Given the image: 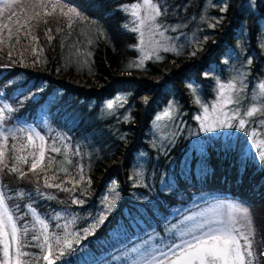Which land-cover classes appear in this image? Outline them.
I'll return each mask as SVG.
<instances>
[{
	"label": "trees",
	"instance_id": "obj_1",
	"mask_svg": "<svg viewBox=\"0 0 264 264\" xmlns=\"http://www.w3.org/2000/svg\"><path fill=\"white\" fill-rule=\"evenodd\" d=\"M45 2L75 9L82 18H73L69 27L59 11L45 15L51 9H41L38 0H18L15 11L20 13L21 25L36 12L41 16L21 29L18 43L15 17L9 22L11 41L7 30H2L0 91L14 110L5 112L4 127L29 125L45 136L49 147L55 142L61 152L47 153L56 160L49 176L54 172L56 179L51 182L62 183L71 191L43 188L41 173V190L56 199L18 197L21 191L34 193L36 177L29 173L19 179L6 169L0 172V186L13 196L10 206L20 205L18 215L23 216L28 211L26 205L32 204L49 220L50 231H63L56 224H64L65 219H52L56 213L68 219L70 231L81 233L101 214L106 215L94 232L57 264H115L111 258L125 246L139 237L163 232L169 208L189 206L194 195L204 191L221 193L248 210L255 228V264H264V162L255 147L250 148V122L246 130L235 126L209 134L197 130L193 119L197 109L188 88L193 84L208 95L211 67L224 72V60L237 47L242 60L251 61L243 73L248 85L264 76V0H157L163 13L157 18L161 23H184L201 11H206V17L197 24L195 42L184 53L147 61L140 68L134 66L137 39L131 31L130 13L124 11L125 5L138 0ZM225 7L227 11H222ZM29 27L31 33L25 35ZM117 93L127 95L126 121L115 118L112 110L100 109ZM169 100L175 101L176 118L183 121L178 124L173 119L168 126L167 120L169 139L162 147H151V120ZM20 142L9 138V158L13 155L11 145ZM142 154L145 166L138 177L133 162ZM8 163L11 166L13 161ZM23 170L27 172L28 166ZM106 196L109 200L115 197L110 211ZM72 217H76L74 225ZM29 219L31 214L25 218ZM26 250L40 253L34 247Z\"/></svg>",
	"mask_w": 264,
	"mask_h": 264
},
{
	"label": "snow or ice",
	"instance_id": "obj_2",
	"mask_svg": "<svg viewBox=\"0 0 264 264\" xmlns=\"http://www.w3.org/2000/svg\"><path fill=\"white\" fill-rule=\"evenodd\" d=\"M255 3V0H252ZM18 0H0V43L4 42L3 29L7 30V39L12 40L13 32L9 27V22L18 25L16 30V43L19 42L21 29L29 25L31 21H36L41 13L29 16L23 25L20 23L19 15L15 11ZM38 6L41 9H51V12H45V15H52L59 11L61 17L69 21V27L73 18L81 19V15L75 9L58 6L55 3H46L45 0H38ZM227 11V8L221 9ZM25 9H21L24 12ZM124 11L129 12L134 18L135 27L131 29L140 35V42L145 44V29L148 34V44H160V41L154 40L157 34L164 36L161 31L163 26L157 23V18L163 15L157 0H138L131 5H125ZM45 24L48 23L44 19ZM215 27V24L210 25ZM127 27V25H125ZM166 31V29H164ZM51 32V29L47 30ZM31 29L25 35H30ZM32 39H36L32 37ZM49 39H52L49 36ZM179 51L175 48H164V51ZM192 55H196L195 52ZM159 59V57H157ZM251 63V61H249ZM143 64V60L140 61ZM218 100L212 106L211 111L208 107H203L204 115L197 116L201 120L202 127L205 131H215L217 127L232 128L238 127L246 130L249 119L254 116L264 117V82L258 85V92L253 93L252 100L259 103H252L248 107H243L245 91L243 80L239 77H233L227 82H221L217 79ZM239 84V86H238ZM195 91V90H193ZM120 98H118L119 100ZM200 103L199 99L196 101ZM228 105H235L227 109ZM113 103L108 104L111 109ZM243 109V114L242 113ZM14 111L9 105L0 106V172L5 169L16 174L19 179H24L29 173L36 177V188L34 193L18 192V197L33 195L39 198L55 200V195L46 193L40 187V174L43 173V188H57L61 191H71L69 188L62 187V183H52L56 179L53 172L49 176L53 165L56 163L54 156L47 153H60L61 148L57 147L55 142L49 147L44 135L32 127L5 128L4 121L7 118L5 112ZM170 112L164 113V117H169ZM164 117H158L162 119ZM236 121V124H233ZM207 122V123H205ZM264 126V120H261ZM18 133H23V137H18ZM248 135L252 137L251 144L255 147L259 160L264 162V139L260 138L261 134L255 129L251 130ZM20 140L19 145L13 143L11 151L13 155L7 156L8 140ZM30 148L26 154L25 149ZM13 161L10 166L8 160ZM70 162V161H69ZM28 166V171L23 170V166ZM61 171L67 174V169L61 167ZM82 179V177H81ZM90 183V181H89ZM115 192V186L111 189ZM13 199L3 186H0V264H39L41 260L46 264H57L66 255H70L74 250V245L80 243L81 239L92 234L98 224L106 219V215L101 214L95 223L85 227L81 231H70L69 221L61 213H56L52 219L59 221L65 219L64 224H56V228L63 229L62 232L50 231V222L42 217L32 204H27V212L23 216L18 215L20 205L10 206L9 201ZM74 203L82 204V200H75ZM104 202L110 211L114 207L115 197L109 200L104 197ZM31 214V219L25 220ZM185 221H193L189 227L168 230V238L160 237V243H156L158 233L149 235L148 239L131 247H126L120 256L114 257L116 260H124L125 264H255L256 255L253 249L255 239V228L250 213L247 209L238 206H232L227 215L208 216L204 212H196L187 215ZM76 217H72L71 224H75ZM175 232V235H173ZM34 247L40 250L39 254H34L26 249ZM26 258V259H25Z\"/></svg>",
	"mask_w": 264,
	"mask_h": 264
},
{
	"label": "rangeland",
	"instance_id": "obj_3",
	"mask_svg": "<svg viewBox=\"0 0 264 264\" xmlns=\"http://www.w3.org/2000/svg\"><path fill=\"white\" fill-rule=\"evenodd\" d=\"M206 11H201L198 13V15L195 18H189L187 21L184 23L182 22H175L172 24L171 22H164L161 23L157 19V23L161 24L163 28L161 31H164V36H160L159 34L155 35L153 37L154 40L160 41V44L157 45L156 43H153L151 45L148 44V34L147 30L145 29V44L143 46L142 50V45L140 42V35L137 32L135 33V38L137 39L136 45L133 46V49L136 50L137 57L136 61L134 63V66L137 67H143L144 63L147 61H159L162 59H165V55L172 54V56H176L177 51H164L165 47H168L169 49L175 48L179 51V53H184L186 49L189 47L190 44H194L195 39H196V33L199 30L198 23L200 21L204 20L206 17L205 14ZM132 21V26L131 28L135 27L134 23V18L129 16ZM166 29V31L164 30ZM241 49L237 47L236 49L230 50L228 53V57L226 58L225 61V67L223 68L224 72H222L221 68L218 67L216 68L215 66L211 67L210 74L213 76L212 83L209 85V91L208 95H203L200 91V88H197L195 85L190 84L188 86L189 90L193 94L194 98V103L196 105V113L195 116L193 117L197 130H201L203 133L208 132L209 133H218V131L221 130H228L231 128H220L217 127L215 131H205L204 128L202 127V122L201 120L196 119L197 116H203L204 111H203V106L208 107L209 110L211 111L212 106L215 104V102L218 100V92H217V79H219L221 82H227L228 80L232 79L233 77H239L243 80V84L245 86V91L242 93L244 96L243 100V107H248L252 103H259V101H253L252 100V95L253 93L258 92V85L261 82H264V76L261 78H255L253 79V82L248 85L247 79L245 78L244 73V66L245 64L248 65L249 61H243V54L241 53ZM159 57V59L157 58ZM143 60V64H140V61ZM239 86V84H238ZM195 90V91H193ZM3 92L0 91V104L3 106V104H7L6 101L4 100V97H2ZM118 98H120L118 100ZM127 98V95L122 94V93H117L115 96L111 99L105 100L101 105L100 109H102V112L112 110L114 113V117L117 119H123L126 121L128 119L129 115V108H125V99ZM197 99H199L200 103H197ZM113 103V107L111 109L108 108V104ZM232 107H235V105H228L227 109H230ZM177 106L175 101L169 100L166 105L162 106V108L159 109L157 114L154 116V118L151 120V127L149 132V138L148 142L151 147L154 148H159L162 147L163 144L165 143V140L167 141L169 139L168 135L166 134V122L168 121V126L169 124L171 125L172 120L174 119L176 123H182L183 120H177L176 118V110ZM170 112L169 117H164V113ZM243 114V109L242 113ZM158 117H164L162 119H157ZM250 122L249 126V132L253 129H255L257 132L261 134L262 139H264V126L261 125V120H264V117H261L259 115L248 118ZM252 122V123H251ZM207 123V122H205ZM233 124H236V121H233ZM26 127H30L29 125H26ZM34 128V127H32ZM36 129V128H35ZM37 130V129H36ZM38 131V130H37ZM249 141L251 142L252 137L248 136ZM250 148H254V146L250 143ZM141 154V153H140ZM144 154H142V157L139 156L135 162H133V170L135 174H137L138 177H140L141 173L144 171V162L145 159L143 157ZM221 195V193H218L216 191L210 192V191H204L203 193H198L195 194L193 197L192 202H190L189 206H173L172 208H169V213L166 216V220L168 221L165 223V228H163V232L160 234L158 233V237L156 239V243H160V237H164L165 239L168 238V230L170 229H179V228H185L191 226L193 224V221H185L184 218L187 215L196 213V212H204L208 216H217V215H227V213L230 211L232 206H238L240 208H243L239 202L237 201H232L231 199ZM245 209V208H244ZM182 215H180V214ZM178 216V217H177ZM177 217V218H175ZM175 218V219H174ZM171 222H170V221ZM173 220V221H172ZM154 233V232H153ZM153 233H150L153 234ZM173 235H175V232H173ZM149 234L142 236V238H138L136 242H134L131 246L134 244L140 243L142 240L148 239ZM136 239V237H132V240ZM131 240V241H132ZM127 246V247H131ZM122 253V252H121ZM121 253H117L114 255L111 260L115 261V264H125L124 260H116L114 257L120 256Z\"/></svg>",
	"mask_w": 264,
	"mask_h": 264
}]
</instances>
